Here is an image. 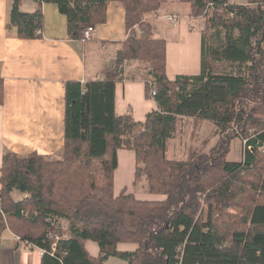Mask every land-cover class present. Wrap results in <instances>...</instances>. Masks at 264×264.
I'll list each match as a JSON object with an SVG mask.
<instances>
[{
    "label": "trees",
    "instance_id": "obj_1",
    "mask_svg": "<svg viewBox=\"0 0 264 264\" xmlns=\"http://www.w3.org/2000/svg\"><path fill=\"white\" fill-rule=\"evenodd\" d=\"M24 1L12 0L11 11L21 38L42 36L47 2L67 17L69 37L82 40L87 25L107 22L112 1L125 9L127 38L104 79L66 81L61 160L5 153L0 237L10 229L44 249L41 264H107L111 257L127 264H264V122L256 117L264 113V0H179L191 17H205L206 27L201 73L174 79L167 41L155 38L146 20L168 0H35L34 12L22 10ZM128 61L149 62L147 97L156 90L158 109L142 122L116 113V84ZM222 62L234 69L214 71ZM4 98L0 78V104ZM180 117L194 119V140L204 121L214 123L223 144L210 153L190 147L186 159H171L168 143ZM240 134L244 158L230 161V143ZM120 149L136 153V182L145 176L150 193L166 198L116 192ZM87 242L97 243V255Z\"/></svg>",
    "mask_w": 264,
    "mask_h": 264
},
{
    "label": "crops",
    "instance_id": "obj_2",
    "mask_svg": "<svg viewBox=\"0 0 264 264\" xmlns=\"http://www.w3.org/2000/svg\"><path fill=\"white\" fill-rule=\"evenodd\" d=\"M233 3L245 4L247 0ZM169 5L179 6V0H168ZM189 5V4H188ZM12 0H0V78L4 82V102L0 104V190L2 165L6 152L26 156L37 152L51 159L61 160L65 146L66 81L104 79L103 69L115 63L117 53L127 38L125 9L118 1L108 6L107 22L95 25L90 40L72 39L68 34V20L55 3H43L45 19L42 36L35 39L19 37L18 27L11 23ZM35 0H25L21 7L34 12ZM190 7V5H189ZM174 9V8H173ZM191 7L186 15L160 10L146 20L151 23L155 38L167 41V74L196 75L202 70V40L206 27L199 31L188 29ZM180 20L179 37L169 40L157 34L155 22L167 16ZM199 21V20H198ZM174 23V22H172ZM177 22L174 23L176 25ZM145 66L140 61H128L116 84L117 115H133L145 121L149 112L157 110V102L146 95ZM119 165L115 173V190L127 189L140 199L162 200L163 194H148L137 189V157L134 150L118 151ZM146 190V191H145ZM15 197L22 194L15 192ZM10 229L0 237V264H41L43 254L37 248H28ZM26 246V247H25ZM133 246L120 245L129 250ZM87 249L99 253L97 243L87 242ZM107 264H127L111 257Z\"/></svg>",
    "mask_w": 264,
    "mask_h": 264
},
{
    "label": "rangeland",
    "instance_id": "obj_3",
    "mask_svg": "<svg viewBox=\"0 0 264 264\" xmlns=\"http://www.w3.org/2000/svg\"><path fill=\"white\" fill-rule=\"evenodd\" d=\"M236 1L240 2L241 0H236ZM173 8L171 5H169V3H165L162 6L161 10L164 11L166 15L169 14L171 11H174V12L177 11V12H180L181 15H186L187 10L190 7L187 3L183 2V3H180V7L174 6ZM195 18H200V17H195ZM203 18L206 19L205 17H202L197 20H190L187 28L196 29V31L203 29L205 27L203 23L204 22ZM175 22H177L176 25H174ZM174 23L168 20V18L166 19L165 16L164 18L158 19L155 22L157 34L164 35L166 39L175 40L177 37H179V29H180L181 22L180 20L177 21V18H176ZM137 30H138V33L141 34L140 29H137ZM153 36H154V33H153ZM223 38L224 36L221 35L220 40L222 41ZM140 63L143 64V66H145L144 70H146V73H147V66L149 65V62L140 61ZM213 69L216 72L223 73V72L232 70L234 68L230 63L222 62V63H216L213 66ZM258 111H259L258 112L259 114H256L257 115L256 117L260 119H257V120L258 121L261 120V122L263 123L264 122V115H262L263 111L261 112L260 110ZM193 120L194 119L190 117H183V118L180 117V120L177 125V132L175 136L169 140V143H168L169 144L168 156L171 159H174V160L186 159L188 157V154H189L188 151L190 147L195 148V150L199 152L210 153L214 147L220 146L221 144H223V139L221 141V136L218 133L217 127L215 126L214 123L209 122V121H204L198 137L194 140L191 137ZM254 126H257V125H254ZM254 129L256 128H251L248 135L255 134ZM245 144H246L245 140L243 139L241 134L240 136L233 138L229 146V151L226 154V159L230 161H241L244 158V154L246 150ZM141 187L144 189H147L148 194H150V191L148 189V182L145 176H143L141 180L140 179L138 180L137 189Z\"/></svg>",
    "mask_w": 264,
    "mask_h": 264
},
{
    "label": "built area",
    "instance_id": "obj_4",
    "mask_svg": "<svg viewBox=\"0 0 264 264\" xmlns=\"http://www.w3.org/2000/svg\"><path fill=\"white\" fill-rule=\"evenodd\" d=\"M170 18L173 19L172 17H170ZM39 32H41V31L39 30ZM94 32H95V25H91V24L87 25L85 27V29H84V33H83L82 40L83 41L90 40L93 37ZM155 95H156V91L153 90V92L151 93L150 96L154 98ZM245 143H246V141H245ZM19 239H21V238L19 237ZM25 243H26V245H27L28 248L29 247L30 248H37V249H39V251L41 252V254H44L45 253V250L44 249L38 248L37 246H35V245L31 244V243H28V242H25ZM55 248H56V244L53 245V249H55Z\"/></svg>",
    "mask_w": 264,
    "mask_h": 264
},
{
    "label": "bare ground",
    "instance_id": "obj_5",
    "mask_svg": "<svg viewBox=\"0 0 264 264\" xmlns=\"http://www.w3.org/2000/svg\"><path fill=\"white\" fill-rule=\"evenodd\" d=\"M230 2H232V0H229ZM170 17H172L173 19H171ZM167 18H168V20H170V21H172V22H174L175 21V16H171V15H169V16H167ZM153 90H155L154 88L151 90V93L153 92ZM156 91V90H155ZM151 93H150V95H151ZM25 244V243H24ZM26 247V246H25Z\"/></svg>",
    "mask_w": 264,
    "mask_h": 264
}]
</instances>
